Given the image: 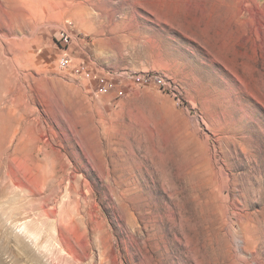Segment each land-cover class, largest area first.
Wrapping results in <instances>:
<instances>
[{
	"label": "rangeland",
	"instance_id": "rangeland-1",
	"mask_svg": "<svg viewBox=\"0 0 264 264\" xmlns=\"http://www.w3.org/2000/svg\"><path fill=\"white\" fill-rule=\"evenodd\" d=\"M0 262L264 264V0H0Z\"/></svg>",
	"mask_w": 264,
	"mask_h": 264
},
{
	"label": "built area",
	"instance_id": "built-area-1",
	"mask_svg": "<svg viewBox=\"0 0 264 264\" xmlns=\"http://www.w3.org/2000/svg\"><path fill=\"white\" fill-rule=\"evenodd\" d=\"M59 42L64 49L69 46L72 36L67 31H62L59 34ZM59 67L62 70H69L72 74L80 79L88 82L95 81V94L97 96H107L115 93L118 97L124 95V91L118 87L117 80L123 76H116L114 73H106L96 75L91 65L87 62H82L77 65L73 64L72 57L68 53H63L59 59ZM127 81L141 86H158L165 88L168 84L166 79L158 74H147L142 76H126Z\"/></svg>",
	"mask_w": 264,
	"mask_h": 264
},
{
	"label": "bare ground",
	"instance_id": "bare-ground-1",
	"mask_svg": "<svg viewBox=\"0 0 264 264\" xmlns=\"http://www.w3.org/2000/svg\"><path fill=\"white\" fill-rule=\"evenodd\" d=\"M24 231V230H23ZM23 233H25L26 235L28 234V232L26 231V232H23ZM0 264H1V262H0Z\"/></svg>",
	"mask_w": 264,
	"mask_h": 264
}]
</instances>
